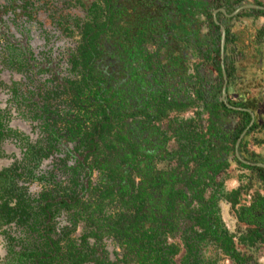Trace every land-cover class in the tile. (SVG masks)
Returning <instances> with one entry per match:
<instances>
[{
    "label": "flooded vegetation",
    "instance_id": "af4514ba",
    "mask_svg": "<svg viewBox=\"0 0 264 264\" xmlns=\"http://www.w3.org/2000/svg\"><path fill=\"white\" fill-rule=\"evenodd\" d=\"M97 1L74 0L80 8V13H77L73 19L71 17L68 23H64V26L66 24L64 32L66 30V35L71 39L77 38L76 46L67 49L61 55L57 53L55 45L50 43L44 46L35 44L36 49L31 45H25L19 39L17 40L10 26H8L9 32L4 34L2 23H18L22 17L32 20L33 11L23 0H9L6 5H0V63L5 69L19 75L22 79H17L19 83L13 79L11 84L0 81V90L9 95L8 104L0 105V123L3 133V136H0V158L5 156L3 145L7 143L18 147L22 155L21 157H18V154L13 155L12 164L0 170V173L5 172L9 175V179L19 190L15 196H12L13 198L10 197L11 206L18 204L19 198L16 197L18 195L31 205L34 212L39 205L47 206L45 196L52 195L58 201L67 197L69 203L73 204L72 208H54V211L56 210L54 217H51L46 225L41 220V226L36 228L37 231L44 232L50 225V237L54 241L60 242L64 247L67 243L74 242L76 247L82 249L84 237L90 232V214L98 209L99 205H103L101 209L103 213L99 215L98 210L94 217L100 219L102 226L112 225L118 222L120 217L122 219L123 214L129 213L122 203L123 198L120 194L122 187H126L129 181L132 180L136 187L146 182L149 184L150 180L147 178H151L155 172L164 173L168 180L163 188L167 192L166 196H163V193H159L160 195L155 193L154 199H150L146 206L145 212L148 218L145 220L143 232L149 230L146 236L150 237L155 217L164 216L162 209L165 216L168 215V208L172 201L171 192L174 187L177 191H183L189 202L193 203L188 210H196L199 208V203L195 197L200 189L191 191L186 185H195L189 183L191 178L201 182L203 178H206V182L210 183L209 179L213 177L212 187L207 189L204 197L208 201L216 198V208L222 229L234 236L236 250L247 260V264H264V208L253 209L247 219L240 222L232 203L225 198L226 195L242 186L249 185L252 186L242 193L237 209H252L258 204L259 197L264 198V184L259 179L258 173L242 168L239 165L242 162L236 155L237 142L247 131L239 147L241 157L251 164H264V158L255 152L264 147V0H220L219 8L218 4L210 3L214 0H199L206 8L210 7L212 21L219 31L217 32L216 27L210 26L204 14H197L194 16L193 26L192 24L187 26L192 30H196L197 25L200 26L198 42H194L193 39L196 38L192 37L194 44L187 45L182 52L175 54H172L170 46L163 47L162 65H168L175 57L181 56L184 59V77L180 88L168 90L169 101L177 98L180 102L194 104L184 113H170L169 119L160 124L162 132L167 130L168 123L172 121L186 126L176 135L167 134L170 141L165 150L162 148L163 141L150 127L151 125L148 126L146 122H143V118L136 117L129 119V123L132 122L137 127L136 129L133 127L134 132L128 136V141L134 145L133 151L122 142L116 143L117 145L112 144L114 147L109 145L111 149L101 144L102 153L93 154L88 146L87 137L93 134L92 130L96 126L92 122L95 123L100 119L101 107H106L107 112L110 113L111 110L108 107L114 104L127 107V112H131L134 106L147 105V110L152 112L157 95L154 71H147L145 69L147 66L141 65L121 66L120 55L116 54L114 57L117 58L113 57L112 53L116 51V48L109 40H104L106 52L102 53L94 66L95 77L99 79L102 77V81L93 80L84 84L83 79L89 76H85L80 67H74L72 60L79 54L84 27L91 20L88 8ZM123 1H117L118 8H122L120 4ZM159 3L164 6L167 4L163 0ZM101 7L105 8L104 2ZM222 27L226 29L224 60L222 59ZM227 31L231 33V39H233L230 44L227 43ZM29 35L33 39L32 33ZM148 48L149 51H156L152 45ZM199 51L206 56H201ZM218 51H220L219 54ZM59 62L63 65L62 73ZM224 67L228 77L227 102H224L223 97ZM136 70L139 79L142 77L143 81L130 83L131 76ZM207 105H224L231 112L225 115V111L216 112L214 107L211 114L206 111ZM249 111L254 114V119ZM94 114L97 115L95 119ZM243 114L249 115L250 122L236 141V134L244 124L243 121H247V117ZM26 116L29 120L32 119V125L37 129L35 135L30 128L26 130L19 126L13 127L14 120L21 117L27 118ZM189 122H194L192 127L187 126ZM210 122H215L219 131V137L207 136L212 147L216 148L215 164L220 165L225 161L229 164V167L220 174L214 173L213 165L203 168L197 163L187 161L194 156L192 152L199 146L198 140L190 139L189 132L208 134ZM223 146L230 147V150L227 153L223 149L222 154H219L218 151L221 152ZM126 149H128L127 153ZM164 151L170 155L180 151V154L175 158L170 156L161 160ZM253 155H256L259 161H251L250 158ZM126 159L128 162L124 163ZM233 166L236 170L243 172L244 178L237 189L228 191L226 182L234 169ZM221 184L223 186L219 187ZM34 185H40L41 188L39 186L40 189L37 190L38 187H36L33 191ZM153 191L149 189V193ZM181 203L184 207L187 205L184 200ZM86 207L88 210L85 209ZM182 218L180 234L176 237H167V245L181 249L180 254L174 258L176 264H184L189 257L188 264H219L221 262L237 264L233 259L223 255L218 244L199 243L196 237L202 235L204 230L184 216ZM132 220L128 218L127 222ZM33 224H35L34 221H31L29 225L33 226ZM120 226L121 223L117 229H120ZM103 229L105 231L104 226ZM0 230L10 256L7 264H32L31 261L22 258L27 250L33 251L42 246L39 235L27 224H20L18 221L11 224L0 222ZM12 230H17L20 233L19 237L12 235ZM106 231L109 229L107 228ZM253 231L258 232L255 246L241 245L240 238H250V233ZM121 234L119 237L106 234L99 240L94 237L88 238L89 247L96 250L95 257L106 264H156L158 255L151 251L150 244L143 247L133 238L126 237L124 231ZM184 238L191 239L193 247L191 252L186 247ZM17 246H20L19 251H16ZM141 247H143L142 251H140ZM210 249L213 251L207 252ZM2 251L3 247L0 246L1 261L4 258ZM164 256L166 257L167 253ZM164 256L161 259H164Z\"/></svg>",
    "mask_w": 264,
    "mask_h": 264
},
{
    "label": "trees",
    "instance_id": "16d2710c",
    "mask_svg": "<svg viewBox=\"0 0 264 264\" xmlns=\"http://www.w3.org/2000/svg\"><path fill=\"white\" fill-rule=\"evenodd\" d=\"M117 1L118 0H98L96 3L89 6L88 11H90L91 20L87 22L84 27L83 42L79 48L78 56L73 57L72 63L74 67H80L85 76H89L83 79L84 84H88L89 81L93 80L102 81V77H100V79L96 78L97 76L95 77L94 66L96 64L95 62L100 59L102 53L105 54L106 52L105 49H107V47L104 45V40H109V42L114 43L112 46L116 48V51L112 53L113 57L116 56V54L120 55L121 66L132 67L134 65H141L142 67L147 66V68H145L147 71H154V82L156 83L157 95L152 112L147 110V105L145 107L141 105L134 106V110L131 109V112H127V107L114 104L112 107H108L111 110L110 113L107 112L106 107H101L99 114L100 119L95 123L92 122L96 127L92 130L93 134H89V137H87V141H89L88 146L90 147V151L92 149L93 154H101V144H103V147L105 146L111 149V147H114L112 144L124 142L126 147L128 146L127 148L133 151L134 145L128 141V136L132 135L134 128L136 129L137 127L134 126V123H129V119L141 117L144 120L143 122H146L148 126L151 125L150 127L155 130L160 140L163 141L162 148L165 150L170 141L167 134L172 133L176 135L182 131V129L186 128V126L172 121L168 123L167 130L162 132L160 124L169 119L170 113H184L192 108L194 104L192 102H180L177 98H173L172 101H169L168 90L170 88H173V90L180 88V83L184 77V59L181 56L175 57L170 60L168 65L164 66L161 62V52L163 51V47L167 48L169 46L170 50L172 49V54L179 51L182 52L183 48H186L187 45L194 44V42L200 40L198 38L200 26L197 25L196 30H192L191 27L187 26V24H192L193 26L192 22H195L194 16L197 14H204L210 26L212 28L213 26L216 27L212 21L210 7L207 6L206 8L199 0H163L167 2L165 6L159 3L160 0H124L123 3L120 4L122 8H118L119 5L116 4ZM102 2H104L105 8L101 7ZM210 3L213 5L218 4V8L220 7V0H214ZM216 29L218 32L219 28L216 27ZM227 36V43H232L233 39H231L232 35L229 31H227ZM191 38L194 42H192ZM218 39L220 40V36ZM149 45L155 47L156 51H149ZM199 49H201V46H199ZM219 52L220 51H218V54ZM200 54L201 56H206L202 52H200ZM139 80H141V82L143 81L142 77L139 79L136 70L131 76L130 83L134 81L139 82ZM205 108L206 111L211 112V114L213 113V108L216 112L225 111V115H229L231 112L224 105H207ZM244 115L247 117V121H243L244 124L236 134V141L250 122L249 115L243 114V116ZM96 117L97 115L94 114V119ZM193 124L194 122H189L187 126L192 127ZM208 130V134L204 133L203 135L189 132L190 139L193 141L198 140L199 146L192 152L194 156L187 161H189V163H197L199 167L203 168H209V166L213 165L214 173L220 174L229 167V164L227 161L220 163V165L215 164L216 161L214 160L217 156L216 148H213L211 141L207 139L208 135L219 137V131H217L215 122H210ZM0 136H3L1 123ZM109 145H111V147ZM229 148L228 146H223L221 152H218L222 154L224 149L228 153L230 150ZM128 149H126V153ZM179 154L180 151L171 155L164 151L161 160L170 158V156L175 158L177 155L179 156ZM258 159L256 155L250 158L253 162L259 161ZM127 160L128 159H126L124 163H127ZM239 165L244 169H249L258 173L259 179L264 184L263 169L247 167L242 163H239ZM152 178L153 181H151ZM173 178H175V175H173ZM147 179L150 180L149 184L146 182L136 187L135 183L131 180L126 187H122L120 191L121 197L123 198L122 203L127 207L129 213L123 214V218L121 219L120 217L119 221H116V223L112 225H103L105 231L100 224V219H95L94 217L98 210L100 211L98 214L102 215L103 210L101 209L103 205H99L98 209L90 214V232L84 237L82 249L76 247L74 242H69L64 247L61 246L60 242L54 241L50 237V225L46 227L47 231L44 232L37 231L36 228L41 226V220H43L46 225L49 219L54 217L56 211H54V208L58 209L62 207L71 209L73 204L69 203L67 197L58 201L52 195L45 196L47 206L43 207L39 205L34 212V210L31 209V205L28 204L21 195H18L16 196L19 198L18 204L12 207L10 204V197L13 198L12 196H15L19 190L5 172L0 173V200L2 201V205L0 206V222L2 224H11L18 221L20 224H27L33 232L39 235L42 246L33 251L27 250L23 258L21 256L23 260L31 261L32 264H88L90 262H94L95 264H106L104 261L95 257L96 250L95 248L89 247L88 238L94 237L99 240L101 236H106V234L119 237V235H122L121 233L123 231L126 237L133 238L136 243H141L143 247L150 244L151 251L158 255L156 264H176L174 258L180 254L181 249L180 247L167 245V237H176L180 234L182 230L180 228V222L183 219L182 216H184L204 230L202 235L196 237L199 243H216L224 256L233 259L237 264H247V260L236 250L234 236L222 229L221 219L218 216L216 208V198L214 197L208 201L204 197L207 189L212 187V182L214 181L213 177H210V183L206 182V178H203L202 182L191 178L189 183L195 185H186L191 191L196 188L200 189L198 192L196 191L195 200L199 203V208L196 210H188L189 206L193 203L189 202L187 195L183 191H177L174 187L171 192L172 201L168 208V215L165 216L164 209H162V214H164V216L158 215L155 217L152 223L153 226L150 230V237L146 236L149 230L143 232L145 229V220L148 218V214L145 212L146 206L150 199H154L155 193H163V196H166L167 192L163 188L168 183V180L164 173L158 172H155L151 178L148 177ZM173 180L176 181V179ZM175 184L176 183H174V185ZM222 186L221 184L219 187ZM251 186L252 185L242 186L240 189L225 196L228 202L232 203L233 209L238 214L240 222H244L253 209L257 207L264 208V198L259 197L258 204L252 209H237L241 201L242 193L249 190ZM149 189H153L154 191L150 192V194ZM163 199L165 198L163 197ZM183 200L187 204L185 207L181 203ZM85 209L88 210V207ZM132 209H134L133 213ZM159 216L161 218H158ZM128 218H132L133 220L127 222ZM123 220H125V223H123ZM31 221L35 223L33 226L29 225ZM119 223H121V226L120 229H117ZM107 228L109 231H106ZM140 228L142 230H140ZM131 231L135 232L132 233ZM257 237L258 232L253 231L250 233V238L241 237L239 241L241 245L249 244L254 247ZM190 240L191 239L188 240L184 238L189 252H191L193 248ZM143 247L140 248V251L143 250ZM165 253H167L166 257L164 256ZM162 256H164V259H161ZM189 259L190 257L184 261V264H188Z\"/></svg>",
    "mask_w": 264,
    "mask_h": 264
},
{
    "label": "rangeland",
    "instance_id": "374dc122",
    "mask_svg": "<svg viewBox=\"0 0 264 264\" xmlns=\"http://www.w3.org/2000/svg\"><path fill=\"white\" fill-rule=\"evenodd\" d=\"M9 0H0V5H6ZM28 5H30V10L33 11V19L29 20L28 17H22L19 19L18 23H2V32L7 34L9 32L8 26H10L12 33L15 35L17 40L23 42L27 46H32L34 49L35 44L46 45V43H50L55 45L56 51L59 55L63 54L67 49L74 48L76 46L77 38L71 39L66 35V30L64 32V27L66 28V24L68 20L75 18L77 13H80V8L77 4H75L74 0H23ZM92 1V0H88ZM21 6V5H20ZM7 18V17H5ZM25 26V28L23 27ZM29 33H32L33 39ZM39 49V47H38ZM61 61V60H60ZM59 69L61 68V73L63 72L61 63L59 62ZM62 77V76H61ZM13 79H21V77L17 74H12L11 71L5 69L0 63V81L6 84H11ZM22 80V79H21ZM19 83V81H16ZM9 95L7 92H3L0 90V105L6 106ZM27 117V116H26ZM32 119L21 117L19 119L14 120L13 127L19 126L20 128H24L28 130V128L32 129L34 135L37 132V129L32 125ZM4 155L0 158V170L9 167L13 160V155L18 154V157H21V150L18 147L12 144L3 145ZM40 185L32 186V190H36V187L39 188ZM4 230V229H3ZM2 231V230H0ZM12 235L19 237L20 233L16 230L11 231ZM4 237L0 234V246L3 247L2 254L4 256L3 260L0 264H7L10 260V256H8V251L6 250V242L3 241ZM20 246H17V250L19 251ZM213 250H207V252H212ZM219 264H226L225 262H221Z\"/></svg>",
    "mask_w": 264,
    "mask_h": 264
},
{
    "label": "water",
    "instance_id": "95a60500",
    "mask_svg": "<svg viewBox=\"0 0 264 264\" xmlns=\"http://www.w3.org/2000/svg\"><path fill=\"white\" fill-rule=\"evenodd\" d=\"M250 8H257V7H250ZM221 32H222V59L224 60L225 59V46H226V29L224 27H222L221 28ZM223 66H224V64H223ZM223 75L225 77V86L223 88V97H224V102H227V99L226 98H227L228 77H227V74L225 72V67L223 68ZM250 114L252 115V117L254 119V114L252 112H250ZM253 124H254V120H253L252 125ZM246 133H247V131L244 133V135L241 137V139L237 142V145H236V149H237V152H236L237 159L240 162H242L244 165H246V166H253V167H259V168L264 169V164H251V163L243 160V158L241 157L240 152H239V147H240L241 142H242L244 136L246 135Z\"/></svg>",
    "mask_w": 264,
    "mask_h": 264
},
{
    "label": "crops",
    "instance_id": "0c3cea01",
    "mask_svg": "<svg viewBox=\"0 0 264 264\" xmlns=\"http://www.w3.org/2000/svg\"><path fill=\"white\" fill-rule=\"evenodd\" d=\"M255 152L258 156H261L264 158V147L256 150ZM233 167H234V169L230 172V176L226 182V187H227L228 191H233L234 189H237L241 184L240 182L244 178L243 172L236 170L235 166H233ZM245 174H247V173L245 172ZM224 210H226V209L224 208Z\"/></svg>",
    "mask_w": 264,
    "mask_h": 264
}]
</instances>
